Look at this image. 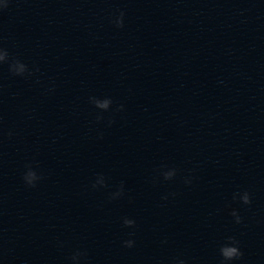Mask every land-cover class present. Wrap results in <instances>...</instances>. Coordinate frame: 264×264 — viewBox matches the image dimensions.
Listing matches in <instances>:
<instances>
[{
  "label": "water",
  "instance_id": "water-1",
  "mask_svg": "<svg viewBox=\"0 0 264 264\" xmlns=\"http://www.w3.org/2000/svg\"><path fill=\"white\" fill-rule=\"evenodd\" d=\"M0 47V264H264V0H4Z\"/></svg>",
  "mask_w": 264,
  "mask_h": 264
},
{
  "label": "clouds",
  "instance_id": "clouds-1",
  "mask_svg": "<svg viewBox=\"0 0 264 264\" xmlns=\"http://www.w3.org/2000/svg\"><path fill=\"white\" fill-rule=\"evenodd\" d=\"M4 3V0H0V5ZM113 23L117 27H123L124 24V12L121 11L119 16H116L113 20ZM9 62V53L8 50L4 47H0V63H6ZM9 71L12 72L14 75L18 76H23L26 73L28 75H31V71L29 70L27 64H25L23 61L19 59H12L11 62H9ZM36 71H39L37 68ZM89 101L92 102L97 108L103 109L105 111H108L110 109V105L112 104V99L111 97H106L103 100H101L98 96H91L89 97ZM124 108L123 104L118 105L116 111H122ZM97 120L101 118L100 114L97 115ZM112 121H109V124H111ZM166 179H172L175 177L176 173L175 170H169L168 172L164 173ZM23 180L24 182L29 185V186H35L36 183L38 182V177L34 171L31 169L27 170L23 174ZM103 182V177H101L97 183H102ZM186 183H191L190 178H185ZM120 192H117L114 194V196H119ZM167 197H165L166 199ZM240 200L243 202V204H250L251 203V197L250 193L245 190L242 192L240 195ZM231 215L235 218L236 223H241L242 218L239 215L237 209H232ZM136 221L134 219L125 217L123 219V224L125 226H134ZM123 244L128 247L132 248L135 245V240L134 239H127L123 241ZM221 255L224 258L225 261L227 262H233V261H238L240 260L244 253L241 250L239 246V242L235 239V237H228L227 241L225 244L221 246Z\"/></svg>",
  "mask_w": 264,
  "mask_h": 264
}]
</instances>
